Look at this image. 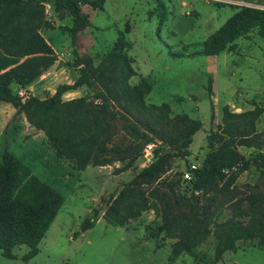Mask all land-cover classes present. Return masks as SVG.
Segmentation results:
<instances>
[{
  "label": "rangeland",
  "instance_id": "374dc122",
  "mask_svg": "<svg viewBox=\"0 0 264 264\" xmlns=\"http://www.w3.org/2000/svg\"><path fill=\"white\" fill-rule=\"evenodd\" d=\"M240 2L264 8V0H105L101 11L82 7L90 25L77 35L72 47L68 33L60 30L72 26L71 17L60 19L54 0H44L45 18L54 29L45 27L40 33L53 48L56 62L33 85L19 90L12 83L10 90L22 99L26 94L39 99L51 97L59 85H71L79 76V68L72 65L73 50L80 58H90L96 67L119 35L124 34L131 47L126 53L136 73L130 84L145 81L150 86L146 104H167L170 118L186 115L201 123L186 150V158H173L163 176L170 183L179 182L175 186L179 195L189 196L187 167L202 165L209 153L210 134L221 125L225 108L233 113L261 108L256 133L264 139V38L254 30L219 56H194L201 51L202 43L232 16L234 8L240 7ZM100 90L97 84L83 86L63 94L62 100L84 97L98 104L95 94ZM3 132L9 140L14 137L15 144L9 152L39 182L60 192L64 203L34 258L24 261L29 249L21 246L14 248L12 260L0 254V264H214L216 241L212 234L192 253L171 259L172 241L160 234L157 247L153 240L160 221L154 219L152 211L123 225L104 218L124 186L151 162L145 157L149 145L132 167L126 166L128 159L119 161V156L110 152L105 155L108 165L79 171L56 156L44 134L31 127L22 113L0 102V161L5 144ZM112 132L108 148L118 149L130 143L121 122H115ZM237 149L246 159L264 153L262 148ZM230 186L229 194L217 195L218 202L229 197L233 201L242 199L241 207L251 212L247 197L264 199V173L255 166L239 174ZM195 195L202 208L211 194ZM228 201L222 204L220 221L231 215L226 208ZM262 207L264 210V203ZM93 216L97 217L95 225L81 232L83 221ZM216 264H264V245L260 247L257 239L239 241L235 251L224 253Z\"/></svg>",
  "mask_w": 264,
  "mask_h": 264
},
{
  "label": "trees",
  "instance_id": "16d2710c",
  "mask_svg": "<svg viewBox=\"0 0 264 264\" xmlns=\"http://www.w3.org/2000/svg\"><path fill=\"white\" fill-rule=\"evenodd\" d=\"M43 2L0 0V102L22 113L31 127L44 134L56 156L79 171L89 166L108 165L110 161L105 155L110 152L116 153L119 161L128 159L126 166L132 167L143 148L152 146L151 162L124 186L104 218L123 225L143 212L152 211L154 219L160 221L153 240L157 247L160 234L172 241L171 259L192 253L211 234L216 241L214 264L224 253L235 251L239 241L257 239L260 247L264 245L262 197H247L251 212L241 207L242 199L227 198L226 208L231 215L225 221L219 218L227 199L217 200L218 194L231 192L230 185L235 178L250 166L264 173V153L246 159L237 149L264 150V139L256 133L262 109L255 107L241 113L224 109L221 125L210 134L209 153L202 165L194 171L187 167L192 175L186 187L189 196L179 195L175 188L179 182L170 183L163 176L173 158H186V150L193 135L201 129V123L186 115L170 118L167 104H146L150 86L145 81L130 84L136 73L126 53L131 47L124 34L119 35L96 67L90 58H80L73 50L72 65L79 68V76L71 85H59L51 97L39 99L26 94L22 99L11 92L12 83L29 87L56 62L53 48L40 33L45 27L54 29L45 18ZM104 3L105 0H54L60 19L65 15L72 19L70 28H60L68 33L72 47L76 45L77 35L90 25L82 7L101 11ZM235 9L194 56H219L254 30L264 38V10L241 6ZM95 84L101 88L95 94L98 104L84 97L62 100V95L69 91ZM117 121L122 123L130 143L118 149L108 148L113 138L112 127ZM200 192L211 194L202 208L200 198L195 195ZM63 203L60 192L39 182L17 157L5 151L0 161L1 256L12 260L14 248L25 246L29 252L23 260L34 258ZM96 221V216L86 218L80 226L81 232L91 229Z\"/></svg>",
  "mask_w": 264,
  "mask_h": 264
},
{
  "label": "built area",
  "instance_id": "2783aa9c",
  "mask_svg": "<svg viewBox=\"0 0 264 264\" xmlns=\"http://www.w3.org/2000/svg\"><path fill=\"white\" fill-rule=\"evenodd\" d=\"M239 6H241V7H250V8H255V9L264 10L263 7H260V6H258V5H254V4H250V3H245V2H240V3H239ZM151 151H152V146L149 145V146H148V151L146 152V155H145L146 159H147V157H148L147 160H149V159L152 158V153H151ZM196 169H198L197 166H195V165H191V166H190V170H191V171H194V170H196ZM185 179H186V180H189V181L192 180V175H191L190 172L187 171V172L185 173Z\"/></svg>",
  "mask_w": 264,
  "mask_h": 264
},
{
  "label": "crops",
  "instance_id": "0c3cea01",
  "mask_svg": "<svg viewBox=\"0 0 264 264\" xmlns=\"http://www.w3.org/2000/svg\"><path fill=\"white\" fill-rule=\"evenodd\" d=\"M236 12V9L234 8V12H233V14ZM232 14V15H233ZM24 88H27V87H18V89L20 90V89H24ZM15 134V133H14ZM3 138H2V140H4V142H5V144H4V152L5 151H7V152H9V149H11V147H13L14 146V144H15V141L13 140L14 139V137L11 139V140H9V139H7L6 138V133H2V135H1ZM16 136V135H15ZM3 152V153H4Z\"/></svg>",
  "mask_w": 264,
  "mask_h": 264
}]
</instances>
